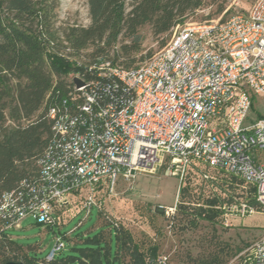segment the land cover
Here are the masks:
<instances>
[{"label": "built area", "instance_id": "2783aa9c", "mask_svg": "<svg viewBox=\"0 0 264 264\" xmlns=\"http://www.w3.org/2000/svg\"><path fill=\"white\" fill-rule=\"evenodd\" d=\"M99 67L100 76L121 84L111 90L97 79L71 77L70 100L48 109L52 136L37 176L0 197L5 228L28 215L53 227L56 212L82 193L88 216L101 206L95 193L113 190L119 175L130 180L163 165L181 179L192 163L235 179L245 197L224 206L225 215L257 211L250 195L264 209V116L248 119L252 94L264 95V0L225 19L175 28L164 47L134 67ZM66 245V234H55L44 259ZM240 255L244 264H264V233Z\"/></svg>", "mask_w": 264, "mask_h": 264}, {"label": "trees", "instance_id": "16d2710c", "mask_svg": "<svg viewBox=\"0 0 264 264\" xmlns=\"http://www.w3.org/2000/svg\"><path fill=\"white\" fill-rule=\"evenodd\" d=\"M219 1L87 0L90 22L84 26L57 25L58 0H0V197L23 179L37 176V160L52 136L48 109L70 100L71 77L97 79L115 89L121 83L100 76L99 65L110 61L130 68L149 59L152 55L136 56L142 26L149 25L159 36L171 34L170 40L173 30L205 3H217L216 11L221 12ZM163 39L164 47L169 40ZM190 171L212 190L195 204L184 200L176 204L179 212L191 217L192 225L197 219L217 222L225 216V204L244 200L230 176L211 174L213 169L197 163L185 175ZM185 189L181 185L179 193ZM247 201L257 211L264 210L251 195ZM4 225L0 221V233L6 235ZM101 231L77 234L76 242L43 264H159L156 244L142 246L119 225H111L108 238ZM25 264L41 263L29 256Z\"/></svg>", "mask_w": 264, "mask_h": 264}, {"label": "rangeland", "instance_id": "374dc122", "mask_svg": "<svg viewBox=\"0 0 264 264\" xmlns=\"http://www.w3.org/2000/svg\"><path fill=\"white\" fill-rule=\"evenodd\" d=\"M58 1L57 25L85 26L90 22L87 0ZM219 2L223 5L221 12L216 11L217 3L207 2L177 28L207 19H225L236 11L247 10L253 0ZM139 34L141 43L137 57L153 55L163 47L161 38L166 43L171 35H156L149 25L142 26ZM251 99L248 119L253 121L264 116V95L252 94ZM210 173L219 177L223 174L215 170ZM183 184L186 189L179 193ZM234 188L241 190L240 186ZM211 192L199 174L190 171L181 181L178 175L166 174L164 165L152 173H136L130 180L119 175L113 190L103 188L95 193L101 206L100 209L93 206L88 216L81 208L82 193L72 197L66 208L56 212L58 224L53 227L37 224L28 215L20 220L19 227L7 228L6 235L0 233V264L7 261L25 263L29 256L45 258L53 246L55 234H66V246L76 242L79 233L84 235L102 229V234L108 238L114 221L127 228L142 246L156 244L159 257L166 258L162 264H244L240 255L243 248L264 233V210L245 216L227 214L217 222L197 219L192 225L188 222L191 217L175 207L181 200L195 204Z\"/></svg>", "mask_w": 264, "mask_h": 264}, {"label": "water", "instance_id": "95a60500", "mask_svg": "<svg viewBox=\"0 0 264 264\" xmlns=\"http://www.w3.org/2000/svg\"><path fill=\"white\" fill-rule=\"evenodd\" d=\"M74 81L76 83L77 86L82 85V81L80 79H78L77 77H74ZM161 208H163L162 206H160ZM5 264H25L23 262H16V261H7Z\"/></svg>", "mask_w": 264, "mask_h": 264}, {"label": "crops", "instance_id": "0c3cea01", "mask_svg": "<svg viewBox=\"0 0 264 264\" xmlns=\"http://www.w3.org/2000/svg\"><path fill=\"white\" fill-rule=\"evenodd\" d=\"M100 191H102V190H100ZM226 220H227V217H226ZM47 253H48V252H47ZM45 256H46V255H45ZM38 259H40L39 262H40L41 264H43V261H42L41 259H44V258H43V257H41V258L38 257Z\"/></svg>", "mask_w": 264, "mask_h": 264}]
</instances>
